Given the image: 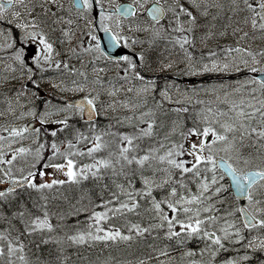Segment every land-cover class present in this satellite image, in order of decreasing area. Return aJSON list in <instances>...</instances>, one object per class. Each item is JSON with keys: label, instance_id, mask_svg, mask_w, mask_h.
I'll return each mask as SVG.
<instances>
[{"label": "snow or ice", "instance_id": "1", "mask_svg": "<svg viewBox=\"0 0 264 264\" xmlns=\"http://www.w3.org/2000/svg\"><path fill=\"white\" fill-rule=\"evenodd\" d=\"M0 264H264V0H0Z\"/></svg>", "mask_w": 264, "mask_h": 264}, {"label": "trees", "instance_id": "2", "mask_svg": "<svg viewBox=\"0 0 264 264\" xmlns=\"http://www.w3.org/2000/svg\"><path fill=\"white\" fill-rule=\"evenodd\" d=\"M82 124V122H81ZM78 127L81 126L80 124L77 125ZM86 186L87 187H91V182H86ZM66 193L70 196H73L75 195V190L74 189H66ZM138 245H133V248L137 247ZM125 248V245L121 244L119 245L118 247L117 246H112L110 248H107V249H104L103 248V245H99L97 246V248L95 249H91V250H82L84 251V254L85 255H89L91 253V255L93 256V258H95V255L97 253H101V250L103 249L102 251V256H107L109 255V253H112V254H120L122 253L121 250H123Z\"/></svg>", "mask_w": 264, "mask_h": 264}, {"label": "rangeland", "instance_id": "3", "mask_svg": "<svg viewBox=\"0 0 264 264\" xmlns=\"http://www.w3.org/2000/svg\"><path fill=\"white\" fill-rule=\"evenodd\" d=\"M122 1H126V0H118L119 3L122 2ZM65 6L67 7V0H65ZM51 75H52V72L50 71L49 73L46 74L45 78H47V76H51ZM42 87L44 88L45 93H47L48 92V85L47 84H42ZM249 151H255V149H249ZM189 247H193L194 248V247H196V245L195 244H190ZM140 249L146 250V249H144V247L142 245V246H137L135 248H132V249H130L128 251L129 252H135L136 255H139L140 252H141ZM120 254H123V253H120ZM128 258L135 260L136 257H135V255H129Z\"/></svg>", "mask_w": 264, "mask_h": 264}, {"label": "water", "instance_id": "4", "mask_svg": "<svg viewBox=\"0 0 264 264\" xmlns=\"http://www.w3.org/2000/svg\"><path fill=\"white\" fill-rule=\"evenodd\" d=\"M99 36L101 37V38H100V40H101V44H102V46H104L105 43H106V36H105V34L102 33V32L99 33Z\"/></svg>", "mask_w": 264, "mask_h": 264}, {"label": "flooded vegetation", "instance_id": "5", "mask_svg": "<svg viewBox=\"0 0 264 264\" xmlns=\"http://www.w3.org/2000/svg\"><path fill=\"white\" fill-rule=\"evenodd\" d=\"M226 195H227V193H226Z\"/></svg>", "mask_w": 264, "mask_h": 264}]
</instances>
